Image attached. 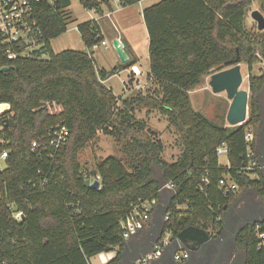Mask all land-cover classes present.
Segmentation results:
<instances>
[{"label": "trees", "instance_id": "obj_1", "mask_svg": "<svg viewBox=\"0 0 264 264\" xmlns=\"http://www.w3.org/2000/svg\"><path fill=\"white\" fill-rule=\"evenodd\" d=\"M80 1L98 14L112 9L110 0ZM120 1L126 6L141 0ZM256 1L161 0L144 8L152 85L125 98L105 81L136 61L112 71L97 67L94 47L104 41L99 22L78 25L89 51L56 52L51 40L67 31L72 0L34 4L42 30L39 56L0 54V103L10 106L0 114V154L8 152L0 171V264H91L92 257L115 250L107 264H118L125 243L122 221L143 201L155 203L154 210L168 181L176 187L162 232L171 231L173 240L189 226L218 236L239 192L254 189L264 197L257 156L264 73H250L249 117L242 124L212 122L193 107L190 96L206 77L228 68V61L247 62L252 72V65L264 59V30L252 33L247 27ZM5 66L11 69L2 71ZM50 102L62 111L52 113ZM141 109L160 111L179 132L183 150L175 161L162 157L164 143L136 117ZM61 126L69 135L57 153L46 136ZM101 133L114 137L124 158L110 155L87 169L80 153ZM39 138L42 146L33 150ZM221 145L228 148L229 165L220 163ZM252 161L257 164L249 168ZM92 170L101 179L98 189L86 185ZM223 178L239 189L225 192ZM259 243L254 224L239 232L237 245L247 254L246 264H264Z\"/></svg>", "mask_w": 264, "mask_h": 264}, {"label": "rangeland", "instance_id": "obj_2", "mask_svg": "<svg viewBox=\"0 0 264 264\" xmlns=\"http://www.w3.org/2000/svg\"><path fill=\"white\" fill-rule=\"evenodd\" d=\"M161 0H141L140 2L131 5L133 18L135 20V31L136 40L140 41L141 44L144 43V32H146V25L143 17V9L157 3ZM114 9L117 8L118 4L121 3L120 0H112ZM259 10L264 15V0L256 1L251 4L247 16V27L252 33H258V25L256 21L251 16L252 11ZM69 18H68V29L67 31L57 38L51 40L53 49L56 52L63 51L65 49H74L80 51H89L88 47L85 45L78 25L82 22L92 20L96 13L92 9L85 8L80 0H72V4L69 7ZM114 18V17H113ZM101 26L105 34V41L107 42V47L102 45V42L95 48L94 56L96 58L97 67L101 69H106L107 71H112L114 68L120 64H123L117 51L113 46V25L111 21H101ZM143 58L141 63H145L146 69L149 68V57L148 48L142 46ZM262 61H257L252 65V72L249 69L247 62H240L242 65V72L244 76V82L242 84L243 89L250 92L249 78L250 73L255 75H260L264 73V59ZM130 69H120L115 74H112L105 81L106 84L113 88L115 94L122 98L131 96L138 89H147L152 83L147 81L146 75L142 76L141 79H132L130 81ZM129 77V79H128ZM211 75L206 77L203 82L190 91V96L192 100L193 107L202 112L209 120L214 123L224 124L226 126L230 125L227 121V113L231 104V100L228 98L226 92L214 93L209 84ZM128 80V81H125ZM262 106H263V122L264 125V94L262 96ZM10 108L9 104L0 103V114L5 112ZM48 108L53 113H59L62 111V106L58 103L49 104ZM136 117L139 119H144L147 122V129L150 132H155L157 138H160L165 145V149L162 153V157L167 161H175L183 150L182 139L177 131V129L172 126L167 117L163 115L158 110H147L141 109L136 111ZM249 117V108L248 115ZM262 125V126H263ZM146 129V130H147ZM110 155L118 156L124 158L122 151L119 149L114 137L101 133L99 137L85 147L80 153V161L85 168H91L97 160L104 159ZM220 163L223 165H229L228 154H221L219 157ZM6 166L5 159L0 158V170L4 169ZM155 176L161 179V171L156 168ZM254 193V189H250ZM249 191V190H248ZM243 192V191H242ZM239 195V194H238ZM255 199H258L256 197ZM248 196L242 199V206L244 203L248 202ZM239 252H244L243 249L237 250ZM91 264H101L99 255L94 256L91 259Z\"/></svg>", "mask_w": 264, "mask_h": 264}, {"label": "water", "instance_id": "obj_3", "mask_svg": "<svg viewBox=\"0 0 264 264\" xmlns=\"http://www.w3.org/2000/svg\"><path fill=\"white\" fill-rule=\"evenodd\" d=\"M251 16L254 21H256L258 29L264 30V15L261 13V11L254 10L252 11ZM113 46L117 51L122 63H129L131 57L123 41L116 38L113 40ZM226 64L228 65V68L211 75L209 84L214 93H227L228 98L231 100V104L227 113V121L230 125L234 126L242 124L247 120L250 94L248 90L241 88L244 82V76L242 72V65L239 62V59L237 58L230 60ZM10 69V66H5L2 68V71H8ZM257 156L258 163L263 167L264 170V125L259 132ZM96 174L97 170L91 171L92 176H95ZM86 185L91 188L98 189L101 186V181L98 179L92 180V178H88L86 180ZM246 192L248 191L241 192L237 196L235 203L227 211L224 219V228L220 235L213 236L205 229L196 226H189L180 232L178 237L174 239L169 246H167L170 248L168 256H174L173 260L175 264H179V261L175 259L177 251H188L192 256L196 255L195 257L197 258L195 261L188 264H207V262L203 263L202 260H207L209 257H212V264H246L247 254L245 252H237L233 258L229 257V252H232L236 245V239L240 229H243L248 224L252 225L257 222L264 221V214H260L254 220L242 221L240 228L237 229L234 234H226L232 228V223L235 220L236 210L239 206V202L242 198V195L244 193L246 194ZM170 199L162 201L158 204L153 220V227L147 236V242L145 246L143 245L141 251L133 256H128L127 250L125 249L118 264H124L126 262H129V264H136V261L139 258L148 254L152 250L154 243L163 233V223L166 219V213Z\"/></svg>", "mask_w": 264, "mask_h": 264}, {"label": "built area", "instance_id": "obj_4", "mask_svg": "<svg viewBox=\"0 0 264 264\" xmlns=\"http://www.w3.org/2000/svg\"><path fill=\"white\" fill-rule=\"evenodd\" d=\"M41 0H0V54L6 56L8 59L16 58H31L38 57L42 48L41 34L42 30L35 17L34 4ZM52 3V1H50ZM110 14L108 13L107 16ZM102 45L107 47V42L102 41ZM98 46V45H97ZM95 46L94 49L97 47ZM44 53H42L43 55ZM47 103V107L49 104ZM50 110V109H49ZM53 113V112H52ZM69 131L65 126L58 127L49 132L46 136L47 144L53 146L58 153L68 140ZM248 141L253 139L251 133L246 136ZM42 146L41 138L35 139L32 142V149L35 150ZM47 147V146H46ZM228 152L226 145H221L217 148L219 155ZM251 158L254 157L253 152L248 154ZM8 152L4 151L0 154V158L6 159ZM256 161H252L250 167L256 165ZM261 166V165H260ZM262 167V166H261ZM92 180L98 179L101 181L99 175L91 177ZM221 186L225 192L237 191L239 189L236 182L223 178L220 181ZM175 184L172 181L165 182L161 185L160 191L172 190L175 191ZM154 204L152 201H143L136 205L133 210L122 221L124 239L137 234L144 228L145 223L148 222L153 213ZM17 219H22L21 212L16 214ZM167 218V217H166ZM264 221L254 224L255 231L260 239L258 249H264ZM173 241L172 232L167 231L157 239L153 245V249L146 255L142 256L136 261V264H148L150 260L157 259L162 254L163 250L169 246ZM190 253L182 251L175 255V259L180 261L188 259Z\"/></svg>", "mask_w": 264, "mask_h": 264}, {"label": "crops", "instance_id": "obj_5", "mask_svg": "<svg viewBox=\"0 0 264 264\" xmlns=\"http://www.w3.org/2000/svg\"><path fill=\"white\" fill-rule=\"evenodd\" d=\"M110 1L112 3V9H105L103 14H98L95 10H92L93 12L96 13V16L93 19H96L99 22L102 34L104 36V40L106 39V37H105L104 31L102 29L100 22L101 21H104V22L111 21L112 22V25H113L112 31L114 34L113 40L118 38L119 40L123 41V43L126 46L128 53L131 57V60L136 61L135 65L128 68V69H130V74L132 72L134 73L133 79H135V80L141 79L142 76H145V75L147 78V74L150 70V53H149V43L150 42H149V35H148L147 28L145 30L146 32H144V35H145L144 43L141 44L140 41L136 40L137 35H136V31H135V20L133 18L134 12L132 10H129L132 8V6L131 5L125 6L124 4L119 3L117 8L115 7V9H114L113 2H112V0H110ZM108 13L110 14L109 16H107ZM142 46L145 47V50H147V48H148V57H149V68L148 69H146V67L144 66L145 63L144 64L141 63V60L143 58V53L141 51ZM128 79H129V77H128ZM125 81H128V80H125ZM241 192H239V194ZM172 193H173L172 190H167V189L161 191V197L158 201V204L162 201H165V200L172 198ZM247 195H248V192H246V194L244 193L242 195V198L239 202V206H238L237 210L243 206H246V204L248 202L244 203L242 206H240V205L242 204V199L247 197ZM158 204L155 206V209L153 210L151 219L145 223L144 228L141 229L137 234L131 236L128 239H125V243H124L123 248H122V254H123L124 250L126 249L128 256L136 255V254H138L139 251H141V249L143 248L142 246L143 245L145 246V244L147 242V236L153 227V220L155 217V211H156ZM169 252H170V248L166 247L163 250V252L159 258L150 260L148 264H166L167 263L166 259L167 260L169 258L173 259V257H174V256L173 257L168 256ZM180 252H182V251H177L176 254L180 253ZM116 253H117V250L99 254V259L101 261V264H107V262L110 259H112L116 255ZM234 255H235V253H233L232 255L230 254L229 257L233 258ZM195 256H192L190 254V257L188 259L180 260L179 264H188L190 262L193 263L195 261V259L197 258ZM124 264H129V262H126ZM224 264H226V263H224Z\"/></svg>", "mask_w": 264, "mask_h": 264}, {"label": "flooded vegetation", "instance_id": "obj_6", "mask_svg": "<svg viewBox=\"0 0 264 264\" xmlns=\"http://www.w3.org/2000/svg\"><path fill=\"white\" fill-rule=\"evenodd\" d=\"M247 196L249 198L248 203L246 204V206H243V207L239 208L238 210H236L235 220L232 223V228L229 230L228 233H226L227 235L234 234L237 231V229L240 228V224H241L242 221H244V220H254L260 214L261 215L264 214V206H263L264 205V197H260L257 194V192L254 193L251 190L248 191V195ZM256 197H258V199H255ZM249 225L250 224H248L246 226H249ZM241 230L242 229H240V231ZM238 235H239V233H238ZM238 235H237V237H238ZM237 250H240V248L237 245V239H236V245H235L233 251L229 252V256H230V254L232 255L233 253L236 254L237 252H239ZM202 262L203 263L207 262V264H212L213 260H212V257L211 258L209 257V258H207V260H202ZM167 263L168 264H175L174 260L171 259V258H169L167 260Z\"/></svg>", "mask_w": 264, "mask_h": 264}]
</instances>
